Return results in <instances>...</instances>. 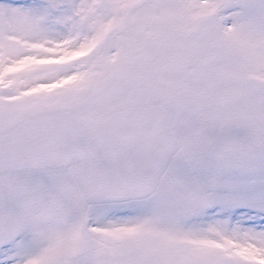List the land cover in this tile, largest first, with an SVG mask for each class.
I'll return each mask as SVG.
<instances>
[{
	"label": "snow or ice",
	"instance_id": "obj_1",
	"mask_svg": "<svg viewBox=\"0 0 264 264\" xmlns=\"http://www.w3.org/2000/svg\"><path fill=\"white\" fill-rule=\"evenodd\" d=\"M0 264H264V0H0Z\"/></svg>",
	"mask_w": 264,
	"mask_h": 264
}]
</instances>
